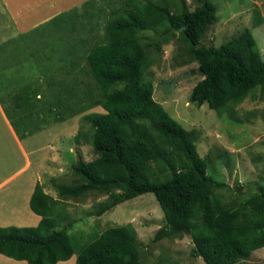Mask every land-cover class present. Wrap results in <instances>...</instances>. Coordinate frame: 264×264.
Masks as SVG:
<instances>
[{"label":"trees","instance_id":"1","mask_svg":"<svg viewBox=\"0 0 264 264\" xmlns=\"http://www.w3.org/2000/svg\"><path fill=\"white\" fill-rule=\"evenodd\" d=\"M194 1L198 6L193 11L183 7L172 13L166 5L126 0L124 13L106 23L104 42L96 43L85 56L97 99L87 91L90 104L65 105L68 116L61 113L63 103L50 108L55 123L95 106L103 110L82 118L92 130L96 156L85 162L77 155L71 169L74 184L51 181L60 197L107 195L98 215L150 193L164 217L154 241L186 233L193 256L204 264H238L264 248V186H256L255 194L243 203L226 205L217 199V190L230 188L208 175V162L197 153L196 132L185 130L153 99L154 85L144 77L150 65L137 38L141 32L161 28L160 42L169 36L181 41L188 62L196 63L201 75L191 90V104L217 112L238 106L264 84V60L247 28L219 47L204 46L207 29L217 23V8L210 0ZM67 17L63 12L50 22L59 25ZM69 52L74 54L76 48L70 45ZM28 94L24 87L16 103L30 102ZM9 121L19 140L41 131L36 124ZM79 136L80 131L74 139ZM178 162L187 169L176 173ZM150 166L162 179L153 178ZM43 189L36 183L29 200L31 212L40 217L36 226L0 227V256L27 264H57L74 255L75 264H142L129 224L107 228L77 252L66 233L56 229L55 208Z\"/></svg>","mask_w":264,"mask_h":264},{"label":"rangeland","instance_id":"2","mask_svg":"<svg viewBox=\"0 0 264 264\" xmlns=\"http://www.w3.org/2000/svg\"><path fill=\"white\" fill-rule=\"evenodd\" d=\"M8 1L17 3V0ZM148 1L166 5L172 13L183 7L193 11L198 6L194 0ZM210 1L217 8V23L207 29L202 44L219 47L247 28L264 60V0ZM30 4L32 14L26 27L28 31L18 34L0 2V106L13 122L21 125L23 120L30 127L35 124L41 127V131L30 136L33 142L25 143L26 149L36 148L37 151L29 157L31 167L2 192L4 207L17 206L22 200L20 193L24 188L26 190L38 169H43L46 171L39 172L40 180L36 183L41 184L52 199L56 229L66 233L77 252L107 228L129 224L135 231L131 242L139 251L142 264H204L193 256V244L186 233L154 241L156 231L164 225V217L150 193L120 203L102 215L97 212L99 205L108 198L104 193L78 198L57 194L54 183H75L71 169L78 154L85 162L95 158L90 142L92 130L82 118L90 113H103V110L95 106L63 123H55L50 108L53 110L56 104L63 103L61 113L64 114L65 105H88L85 96L90 90L97 99L99 92L89 75L85 56L96 43L104 42V26L123 14L128 4L126 0H19L20 7L24 8L20 11L22 16L29 13ZM51 4H55V12L49 8ZM46 11H49L47 15ZM62 12L68 13L62 24L50 21L43 24L50 16ZM34 21L37 26L30 25ZM161 30L151 29L137 35L150 65L144 77L154 85L153 99L185 130L196 132L197 153L207 160L208 175L230 188L229 191L217 190V199L226 205L243 203L255 194L256 186H264V84L253 96L222 112L209 110L206 105L198 108L189 101L192 88L201 80L197 64L188 62L185 47L176 36H169L165 43L160 42ZM70 45L76 48L74 54L69 52ZM24 87L30 91V102L16 103ZM2 122L0 117V137L8 140L9 131ZM78 131L81 137L75 140ZM39 134L41 138L38 139ZM26 139L28 137L23 140ZM48 155V161L41 160ZM13 159L18 164L9 165L12 169L3 176H10L22 166L20 156L11 154L10 160ZM47 166L52 167L47 169ZM185 169L187 166L178 162L176 173ZM150 170L154 179H162L154 167L150 166ZM8 220L0 216V222L8 223ZM31 224L29 222L25 227H34ZM75 260L76 256L69 263L73 264ZM238 264H264V248Z\"/></svg>","mask_w":264,"mask_h":264},{"label":"crops","instance_id":"3","mask_svg":"<svg viewBox=\"0 0 264 264\" xmlns=\"http://www.w3.org/2000/svg\"><path fill=\"white\" fill-rule=\"evenodd\" d=\"M0 2L6 9L8 16L13 21L17 33L24 34L26 31H28L26 27L29 26V16L32 14V8H31L32 5L30 4L29 10H27L29 11V13L22 16V13L20 11H23L24 8L20 7L19 0L16 1L17 3L11 2V4H10V1L8 0H0ZM53 5L55 4H51L49 8L51 9V11L55 12L56 9L54 8ZM48 12L49 11H46L45 14L47 15ZM57 15L55 14V15L50 16L48 21L43 22V24L48 23ZM18 16H19V19L16 18ZM39 21L40 19H38V22ZM25 22H27L26 25H25ZM35 23L36 22L34 21L30 25L37 26L35 25ZM0 117L3 120L2 124L4 123L9 131V138H10L8 140H3L0 137V216H5L9 219L8 223L0 222V227H8L9 225L11 226L14 225L15 227H25L26 225H28L29 222L32 223L31 225L36 226L40 220V217L30 211L29 200L34 190L35 183L40 180L39 172L44 173V171L46 170L38 169V174L32 177V179L29 181L30 183L28 184V187L26 188V190L24 188L23 189L24 191L20 193L22 196V200L21 202H18L17 206L13 205L9 207L7 205L4 207V204L2 201L3 190H5L10 183H13V182L16 183L17 179L24 176L28 172L29 168L32 165L29 157L32 153H35L37 151L35 150L36 148L26 149L25 143L33 142V137H28L26 141L19 140L16 134L14 133L13 129L11 128L8 119L6 118L4 112L2 111L1 106H0ZM41 134L37 136L38 139L41 138ZM11 154L20 156L23 161V164L20 168L12 172L10 176L5 177L3 176V174L7 173L8 170L12 169V167H9V165L15 166V164L16 165L18 164V161H15L14 159L10 160ZM44 159L48 161L49 155L48 157H44L41 160L43 161ZM51 167L47 166V169H50ZM2 211L4 214L2 213ZM13 218H15V220L11 221ZM9 223H13V224H9ZM72 257H75V256H72ZM71 258L68 261L59 262L57 264H70L69 262L71 261ZM0 264H27V263L25 261H16V260L4 257V256H0Z\"/></svg>","mask_w":264,"mask_h":264}]
</instances>
